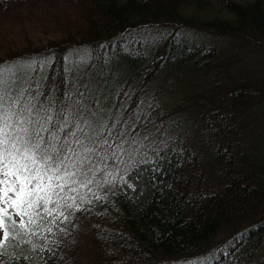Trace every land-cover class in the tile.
I'll use <instances>...</instances> for the list:
<instances>
[{"label": "trees", "instance_id": "16d2710c", "mask_svg": "<svg viewBox=\"0 0 264 264\" xmlns=\"http://www.w3.org/2000/svg\"><path fill=\"white\" fill-rule=\"evenodd\" d=\"M240 50L264 54V0H0L5 77L112 132L87 200L13 264H264V78Z\"/></svg>", "mask_w": 264, "mask_h": 264}, {"label": "snow or ice", "instance_id": "6c2138e0", "mask_svg": "<svg viewBox=\"0 0 264 264\" xmlns=\"http://www.w3.org/2000/svg\"><path fill=\"white\" fill-rule=\"evenodd\" d=\"M87 87V86H85ZM0 71V256L29 257L33 238L46 239L66 210L87 200L108 159L111 129L83 107L35 102ZM83 97L86 93H80ZM119 147V145L117 146ZM113 158L116 153H112ZM79 201V203H77ZM63 231V229H60Z\"/></svg>", "mask_w": 264, "mask_h": 264}, {"label": "rangeland", "instance_id": "374dc122", "mask_svg": "<svg viewBox=\"0 0 264 264\" xmlns=\"http://www.w3.org/2000/svg\"><path fill=\"white\" fill-rule=\"evenodd\" d=\"M236 1H243V0H236ZM19 10L22 13H24L22 9L19 8ZM186 37L190 40L197 39L191 33H187ZM235 59L237 60L238 67L241 66L244 69H249L253 73H255L256 76L260 78H264V54L263 53H258V55H255L253 53H250L247 50H240L237 53V58L235 57ZM153 88L154 90H152L150 97H152L154 95L153 93L155 92V95L157 97L154 99L156 102L155 106H160L161 110L166 111L171 108V103L174 100H180L187 96L193 95V93L196 92L198 88V84L196 82V79L190 80L188 84H185V82H182V80H178L176 83L172 84L171 86H166L165 83H162L161 85H154ZM148 94L149 92L147 93V95ZM157 103L159 105H157ZM172 116H174V114ZM260 121L264 122L263 119H260ZM153 128L154 129L150 131L149 134L153 137H156V135L161 132V129H160L161 125L159 124L154 125ZM191 128L194 129L193 127ZM252 130H254L252 136L256 139L259 138L260 131L258 132L255 129H252ZM263 253L264 251H262L261 256L264 259ZM183 264H194V263H183Z\"/></svg>", "mask_w": 264, "mask_h": 264}]
</instances>
